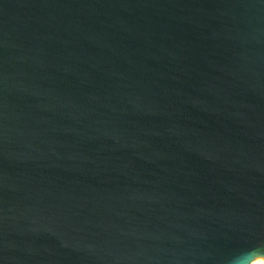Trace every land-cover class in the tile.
Here are the masks:
<instances>
[{
  "label": "water",
  "instance_id": "95a60500",
  "mask_svg": "<svg viewBox=\"0 0 264 264\" xmlns=\"http://www.w3.org/2000/svg\"><path fill=\"white\" fill-rule=\"evenodd\" d=\"M264 260V0H0V264Z\"/></svg>",
  "mask_w": 264,
  "mask_h": 264
},
{
  "label": "clouds",
  "instance_id": "9594fccd",
  "mask_svg": "<svg viewBox=\"0 0 264 264\" xmlns=\"http://www.w3.org/2000/svg\"><path fill=\"white\" fill-rule=\"evenodd\" d=\"M234 264H258V262L253 261L251 256H240L236 258Z\"/></svg>",
  "mask_w": 264,
  "mask_h": 264
},
{
  "label": "bare ground",
  "instance_id": "6f19581e",
  "mask_svg": "<svg viewBox=\"0 0 264 264\" xmlns=\"http://www.w3.org/2000/svg\"><path fill=\"white\" fill-rule=\"evenodd\" d=\"M254 261L258 262V264H264V260L262 259H255Z\"/></svg>",
  "mask_w": 264,
  "mask_h": 264
}]
</instances>
